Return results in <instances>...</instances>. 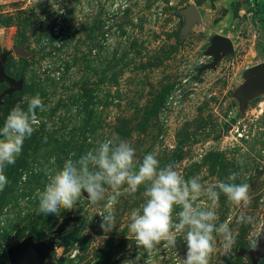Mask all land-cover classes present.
Listing matches in <instances>:
<instances>
[{
    "label": "rangeland",
    "instance_id": "rangeland-1",
    "mask_svg": "<svg viewBox=\"0 0 264 264\" xmlns=\"http://www.w3.org/2000/svg\"><path fill=\"white\" fill-rule=\"evenodd\" d=\"M258 1L0 0V56L8 54L4 71L22 83L10 97L0 83V118L6 103L26 109L39 95L45 105L15 164L4 169L0 264H9L11 246L28 236L43 240L65 222L47 263L182 264L187 249L179 234L175 249L157 245L150 254L132 241L130 214L142 207L144 186L134 194L126 185L108 189L105 200L116 195L117 203L107 233L97 214L105 201L93 205L86 193L71 211L38 214L45 170L109 138L128 141L137 162L154 153L161 166L173 164L185 179L199 176L205 187L235 172L234 183L250 186L249 203L234 205L220 193L215 223L228 224L235 244L225 251L214 232L209 264H252L250 241L259 237V244L264 233V92L243 102L238 91L246 71L264 61ZM189 6L200 20L188 30ZM215 35L229 38L233 51L205 69ZM194 206L211 201L202 194ZM180 210L174 207V223ZM242 216L252 222L241 223Z\"/></svg>",
    "mask_w": 264,
    "mask_h": 264
},
{
    "label": "clouds",
    "instance_id": "clouds-1",
    "mask_svg": "<svg viewBox=\"0 0 264 264\" xmlns=\"http://www.w3.org/2000/svg\"><path fill=\"white\" fill-rule=\"evenodd\" d=\"M37 109L45 111L39 95L28 99L27 108L20 104L12 107L3 127H0V190L8 183L4 174L6 165H14L20 155L26 138L31 137L35 126L40 124ZM75 157L69 154L62 166L45 170L47 182L43 190H37L38 214L59 215L61 211H71L77 207L82 194H87L91 204L105 201L97 214L101 218L100 228L110 232L116 224L113 212L117 203L116 195L105 200V193L111 189L119 193L123 186L134 194L141 186L145 200L141 208L131 211L128 229L137 249L151 253L161 245L166 250L176 248V235L183 236L186 253L182 264H209L213 252V233L221 237L220 246L229 251L235 244V237L227 223L218 227L215 205L222 192L227 200L237 206L249 203V185L236 184L235 172L220 181L205 187L199 176L185 179L169 163L161 166L156 154L148 153L137 162L135 148L124 139L109 138L99 142L97 147ZM54 164V161H53ZM218 189V191H217ZM211 201V206L199 208L194 202L202 195ZM178 222H173V210ZM241 223H251V217H241ZM258 238L250 241L252 250L258 247ZM131 261V260H129ZM134 264L133 261H131Z\"/></svg>",
    "mask_w": 264,
    "mask_h": 264
},
{
    "label": "water",
    "instance_id": "water-1",
    "mask_svg": "<svg viewBox=\"0 0 264 264\" xmlns=\"http://www.w3.org/2000/svg\"><path fill=\"white\" fill-rule=\"evenodd\" d=\"M185 15L187 17L186 29L188 30L193 26L194 22L200 20L199 11L193 6H189L185 9ZM232 51L233 43L229 38L219 35L213 36L211 44L206 51V54L212 57V62L204 68H214L223 55L231 54ZM7 56L8 54L0 56V83H7L9 85L3 95L7 94L10 97L15 91L21 89L22 83L20 80H16L5 73L4 67ZM245 76L247 80L238 91V95L243 102H247L264 92V61L249 68L246 71ZM66 226L67 222L61 225L55 233L49 235L43 240H35L33 236H28L17 244L11 246L6 252L8 263L50 264L46 261L50 257L51 252L61 241ZM246 253L251 259L252 264H259V261L264 259V233L262 234L257 249Z\"/></svg>",
    "mask_w": 264,
    "mask_h": 264
},
{
    "label": "trees",
    "instance_id": "trees-1",
    "mask_svg": "<svg viewBox=\"0 0 264 264\" xmlns=\"http://www.w3.org/2000/svg\"><path fill=\"white\" fill-rule=\"evenodd\" d=\"M255 17L261 22V26L264 27V0H259L256 4V9H255ZM9 75V74H7ZM11 76V75H9ZM14 105L12 104H4V107L8 111V113L11 111L12 107ZM7 115L3 116L0 118V127H3L4 121L6 119Z\"/></svg>",
    "mask_w": 264,
    "mask_h": 264
}]
</instances>
